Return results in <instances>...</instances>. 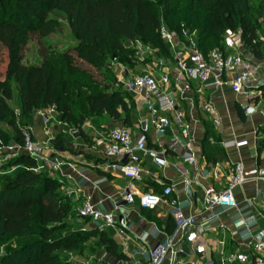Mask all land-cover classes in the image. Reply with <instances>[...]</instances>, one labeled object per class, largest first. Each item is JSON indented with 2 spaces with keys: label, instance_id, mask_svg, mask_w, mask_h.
Returning <instances> with one entry per match:
<instances>
[{
  "label": "crops",
  "instance_id": "1",
  "mask_svg": "<svg viewBox=\"0 0 264 264\" xmlns=\"http://www.w3.org/2000/svg\"><path fill=\"white\" fill-rule=\"evenodd\" d=\"M180 50L182 48L178 44L176 51ZM224 50L233 51L229 48H224ZM236 51H242L245 57L252 62H262V59L257 58L243 44L236 48ZM165 69L171 72L172 88L176 94L178 108L192 120V139L196 163L193 166L183 161V149L170 142V137L173 135L171 131L161 140L150 137L148 147L157 151L165 149L164 158L167 159L168 164L162 166L153 159L152 155L143 157L142 179L133 182L132 189L135 192L133 204H127L122 196L131 181L124 176L106 170L104 166L106 158L101 146L103 133L113 125L125 124L123 120L116 121L107 116L110 122L105 125L93 126L85 122L82 129L87 137L81 136L73 125H68L57 109L53 114V119L48 123L43 122L39 117L38 121L34 120L29 124L35 140L46 141L51 138V146L47 154L52 160H58L61 163L62 172L55 171V175L60 181L58 185L64 190V199H72L74 203V205L66 204L64 209V212L69 210L65 220L77 221L75 230L73 229L71 232L88 233L90 230H95V233L98 232L99 239L100 234L103 233L106 239L113 240L117 244V251L125 256L124 258L114 257L108 253L107 243L103 242L105 247L103 258L98 256L99 253L92 256L91 252L93 251L90 247L83 251V255L96 258L97 263L145 264L142 257L132 255L144 245L140 237L146 234V244L153 246L157 241L152 233L153 224L168 233L174 231V223L169 217V210L165 204L159 206L157 210L140 207V194L150 190L161 193L163 183H177V192L172 197L184 200L185 191L181 183L182 178L187 176L197 181L193 186L194 198L186 211L195 214L199 220L206 219L210 215L202 202L203 188L214 184L217 189H221L236 163H243L245 176L252 179L243 187H238L235 190L238 201L243 203L247 199L256 198L259 191L264 193V182L254 180L258 169L264 165V147H260V142L257 141V130L264 123V91L256 87L264 82V68L258 74L257 81L253 82L249 95L237 94L230 89L219 90L211 86L208 87L199 81L188 78L177 80L175 67L172 70L167 67ZM161 71L156 70V73L159 74ZM120 81L125 83L123 79ZM210 104L215 108V112L212 114L205 109ZM247 107H253L254 111L248 113ZM50 108L40 109L36 113L38 115L39 111L48 112ZM239 108L245 111V121L239 116ZM120 110L122 118H124L126 113L122 109ZM146 113L147 109L142 99L135 96L134 109L127 112L131 120L128 126L135 128L138 118ZM215 117L220 120L219 125L214 123ZM233 141L245 143L240 146H224L225 142ZM62 144L67 146V150L62 147ZM81 180L83 181L81 182ZM87 198L98 203L107 211H114L119 222H123L128 227L122 228L121 224H117L114 227L99 230L93 227L90 220L79 218L77 208ZM262 201V198L258 200L257 210L259 214L264 215ZM117 207L118 209H116ZM233 214L234 211L223 213L220 218L208 224L209 249L205 257L195 254L190 244L184 242L186 253L180 260L185 264H192V262L200 259L205 260L208 256H212L220 261L221 255L217 250L221 240L225 242L227 251L237 249L233 239L234 228L231 219ZM259 222L261 226H264L263 218L259 219ZM220 223L226 226L225 231L219 228ZM109 229L114 234H111ZM71 232L58 236L64 238L72 234ZM81 257L82 255L74 257L77 264H82Z\"/></svg>",
  "mask_w": 264,
  "mask_h": 264
},
{
  "label": "built area",
  "instance_id": "2",
  "mask_svg": "<svg viewBox=\"0 0 264 264\" xmlns=\"http://www.w3.org/2000/svg\"><path fill=\"white\" fill-rule=\"evenodd\" d=\"M160 33L168 48L175 54L177 80L188 78L208 87L219 90L230 89L237 94L249 95L253 82L257 81L258 74L264 68V45L262 62L255 63L248 60L242 51L230 52L215 49L207 54L203 53L193 37L190 38V45L186 51H176L178 43L174 33L164 25ZM124 86L126 90L142 99L147 113L138 118L135 128L125 124L109 127L101 137V146L106 158L104 163L106 170L131 181L122 196L127 204H133L135 202L133 182L142 179L143 157L152 155L153 159L162 166L168 164L167 159L164 158L165 149L157 151L148 147L150 137L161 140L171 131L173 135L170 137V142L183 149V161L193 166L196 163V153L193 148L192 120L178 108L169 70L164 68L159 74L156 73V69L143 70L126 80ZM256 87L263 90L264 82ZM205 109L211 114L215 112L211 104ZM54 112L56 108L51 107L48 112L39 111L38 116L43 122L48 123L53 119ZM214 123L219 125L220 120L215 117ZM21 132L23 137L21 144L18 142L4 144L0 141V154L4 153L6 157H19L21 154H26L37 161L38 167L35 170L40 172L49 169L61 173L60 161L52 160L47 154L51 146V138L46 141L35 140L30 127L23 128ZM243 143L245 142H225L224 146H240ZM254 180L264 182V165L258 169ZM250 181L252 179L245 176L244 164L239 162L231 169L221 189H217L214 184L204 187L202 202L210 215L203 220H199L195 214L186 211L194 198L193 186L197 183L196 180L187 176H184L181 181L185 191L184 200L172 197L178 189V184L173 182L163 183L161 193L153 190L141 193L140 207L157 210L159 206L165 204L175 228L173 232L168 233L153 224L152 233L157 240L155 244L148 246L145 234L140 237L144 245L132 255L142 257L145 264H185L180 258L186 253L184 242H187L195 254L205 257L209 249L208 224L220 218L223 213L234 211L231 219L234 228L233 239L237 249L227 251L225 242L221 240L217 250L221 255L220 261L208 256L205 260L200 259L192 264H264V226H261L259 222V219H264V215L259 214L257 210V203L261 198L264 205V193L259 191L256 198L247 199L243 203L238 201L235 194L238 187H243ZM77 214L81 219L90 220L93 227L99 230L114 227L117 224H121L122 228L128 227L123 222H119L114 211L103 209L90 198L85 199L77 208ZM219 228L222 231L226 230L223 223L219 224ZM86 263L105 264L96 261Z\"/></svg>",
  "mask_w": 264,
  "mask_h": 264
},
{
  "label": "trees",
  "instance_id": "3",
  "mask_svg": "<svg viewBox=\"0 0 264 264\" xmlns=\"http://www.w3.org/2000/svg\"><path fill=\"white\" fill-rule=\"evenodd\" d=\"M5 0H0V10L10 7L11 15L0 16V43L9 51V65L4 80H0V120L5 119L10 112L8 102L13 99L12 78L19 85L24 114L32 116L35 110L47 107H55L65 122L78 125L79 134L87 137L82 129L84 118L77 119L66 98L63 87L61 71L51 61L28 66L22 62L23 46L27 42L28 33L31 29L41 28L44 25L53 24L47 20L46 8L53 6L58 0H17L15 16L12 18V6L6 5ZM63 2L65 0H62ZM173 0H71L68 3L66 12L69 15L71 26L76 28L78 33L83 34L82 46L79 49L81 57L91 59L98 57V52L106 46L114 51H124V40L140 39L144 43L159 46L164 51H169L168 45L163 40L160 29L162 25L172 31L168 22L170 14L180 13V2L172 4ZM248 0H191L190 10L201 12L202 15L180 14L179 22H185L198 28H203L201 34L190 35L196 38L198 48L203 46L218 47L224 50L223 46L217 45L222 34L227 31L235 32L242 28L241 40L252 53L259 59H263V46L260 44L257 30L254 24L243 16V5ZM233 5L238 10L233 9ZM164 6L165 10L160 7ZM223 7V8H222ZM176 9V10H174ZM204 12L206 13L205 16ZM6 13V12H5ZM239 13V15H237ZM4 17V18H3ZM203 21L201 22V20ZM182 24H178L177 32L182 34ZM227 30V31H226ZM203 33H206L203 35ZM177 38V37H176ZM204 47L203 53L211 50ZM159 50V48L157 49ZM92 113L103 111L110 118L122 121L128 125L131 120L126 114L122 118V111L128 112V106L123 99H115L110 95L93 94L86 98ZM120 107V108H119ZM15 127V122H10ZM17 140L22 143L23 137L20 129L16 128ZM264 147V140L260 142ZM15 163L25 167L17 176L12 179L8 177L5 187L0 189V264H53L56 259L55 251H73L80 244L82 238H91L95 230L88 233L70 234L64 238L54 236L55 230L50 225L65 220L69 210L64 212L65 206L54 207L51 201L44 197V189L38 186L40 182L46 183V191L53 195L52 178L36 172L37 161L21 154L15 159ZM9 187H8V186ZM12 185L16 188L19 199L17 201L7 198L5 195H12ZM38 192L36 196L25 197L26 193ZM46 193V192H45ZM37 220L33 222V217ZM35 229L37 232L31 231ZM33 233V234H32ZM35 235L34 240L22 245V248L14 247L12 237L17 239ZM85 235V236H80ZM100 239L107 243L108 253L117 258H124L123 254L117 251V244L108 240L103 233ZM86 245V244H85ZM89 247L84 246L81 253ZM36 249L35 257L29 253ZM23 262H19V260ZM62 264V263H60ZM63 264H71L65 261Z\"/></svg>",
  "mask_w": 264,
  "mask_h": 264
},
{
  "label": "rangeland",
  "instance_id": "4",
  "mask_svg": "<svg viewBox=\"0 0 264 264\" xmlns=\"http://www.w3.org/2000/svg\"><path fill=\"white\" fill-rule=\"evenodd\" d=\"M17 0H5L4 2L8 6H12V18L15 16L14 10L16 9ZM47 1V0H44ZM71 0H58L53 4V6L46 8L47 20L52 21L51 25H44L41 28L31 29L28 33L27 42L23 46L22 50V62L28 66L41 64L45 61H51L55 66H57L61 71V78L63 87L65 89V95L71 107L75 113L77 119L84 118V122L91 124L93 126L105 125L110 122L106 113L99 111L97 113H92L90 110V105L87 103V96L93 94H103L113 96L115 99H123L127 106L128 111L131 112L134 109V99L135 94L126 90L124 88V83L120 80H128L132 75L139 74L143 70H159L167 67L172 70L175 65V54L169 51H164L148 42L144 43L140 39L137 40H124L123 48L124 51L118 52L110 49L106 46L101 52H98V57H92L91 59H86L81 57L79 49H84L82 46L83 34L78 33L76 28L71 26L69 21L68 12L66 8ZM176 0L172 1L173 5L176 4ZM191 0H185L180 2V13L170 14L168 22L171 24L172 31L176 32L177 41L179 47L183 51L188 49L190 45V35L197 36L201 34L203 28H198L192 25H187L185 22H179L180 14L183 15H202L201 12L190 10ZM234 10H238L235 5L232 6ZM162 10L164 6L160 7ZM223 8V7H222ZM176 10V9H174ZM243 16L250 20L257 30V35L262 46L264 45V0H248L242 8ZM6 12V13H5ZM5 14V16H4ZM205 12L203 17L205 16ZM11 15V9L0 10V16L8 17ZM239 15V13L237 14ZM3 17V18H4ZM203 19L201 20V22ZM182 24V34L177 32L178 24ZM227 31V30H226ZM206 33H203V35ZM242 28L239 27L235 32L227 31L222 34L221 40L217 42V45L223 46L224 48H229L235 52V49L240 47L243 41L241 40ZM196 40V38H195ZM197 41V40H196ZM206 47L207 50L219 49L218 47H208L203 46L199 48L201 51ZM159 48V50H157ZM210 52V51H209ZM115 58V59H114ZM157 64V65H155ZM9 65V51L8 49L0 43V80L6 78L7 70ZM127 70V71H126ZM127 72V73H126ZM13 86V99L8 102L10 112L6 115L5 119L0 120V141L4 144H13L17 140L16 128L22 130L23 128L29 127L30 122L38 121L39 116L37 115V110H35L32 116L24 114L22 108V95L19 89V85L14 78L11 80ZM264 90V89H263ZM264 96V93H263ZM264 98V97H263ZM120 108V107H119ZM127 114V111H125ZM239 116L245 121L246 114L244 110L238 109ZM15 122V127L10 124V122ZM68 125H73L74 128H78L76 124L67 122ZM264 140V123L257 130V141L258 143ZM62 147L67 150V146L62 144ZM7 158V159H5ZM17 157H6V155L0 154V189L5 187V181L8 177L14 179L17 174L24 171L26 168L15 163ZM39 173V171L35 170ZM43 175L53 178L52 182L54 185L55 193L53 195L46 191V183L40 182L38 186L44 189V197L51 201L54 207H63L66 204L74 205L72 199L65 200V193L60 184L59 178L56 177L54 170H43L40 171ZM8 186V185H7ZM9 187V186H8ZM16 188L12 185V195H5L7 198H12V200L17 201L19 199L18 193H16ZM39 194L38 192L25 193L24 196ZM33 222L37 220V216L33 217ZM77 221L62 220L56 222L52 225L55 230L54 236L64 234L66 232H71L76 228ZM31 227V231H32ZM33 233L37 231L33 229ZM74 232V233H73ZM72 234H80L73 231ZM111 234H114L112 230L109 229ZM32 233V234H33ZM35 236V235H34ZM33 235L26 236L17 239L12 237V244L14 247L22 248V245L29 243L34 240ZM77 236V235H76ZM85 236V235H80ZM80 244L73 251H55L56 259L53 264L64 263L68 260L71 264H77L75 262L76 256L82 255L80 261L82 264H88L86 262L97 260L96 258H90L89 256L81 254V249L84 246L90 247L93 252V256L99 253V257L103 258L105 254V247L103 241L99 239L98 232L92 235V238H82L79 242ZM86 244V245H85ZM32 257H35L36 249L29 251ZM74 258V259H73ZM19 262H23L18 259ZM87 260V261H86ZM84 261H86L84 263Z\"/></svg>",
  "mask_w": 264,
  "mask_h": 264
},
{
  "label": "water",
  "instance_id": "5",
  "mask_svg": "<svg viewBox=\"0 0 264 264\" xmlns=\"http://www.w3.org/2000/svg\"><path fill=\"white\" fill-rule=\"evenodd\" d=\"M114 59H115V58H114ZM246 111H247L248 113L253 112V111H254V108H253V107H247V108H246ZM121 222H122V219H121Z\"/></svg>",
  "mask_w": 264,
  "mask_h": 264
}]
</instances>
